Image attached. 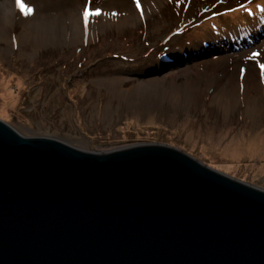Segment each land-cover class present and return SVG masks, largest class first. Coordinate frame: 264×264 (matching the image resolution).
<instances>
[{
    "label": "rangeland",
    "instance_id": "374dc122",
    "mask_svg": "<svg viewBox=\"0 0 264 264\" xmlns=\"http://www.w3.org/2000/svg\"><path fill=\"white\" fill-rule=\"evenodd\" d=\"M122 1L123 7L116 0H0V16L13 4L34 19L32 45H40L33 50L24 41L15 48L0 40V121L24 138L85 153L167 146L264 190V108L262 114L256 108L264 106V11L256 8H264V0ZM111 2L115 11L106 13ZM79 13L91 22L90 37L81 44L49 39L51 23ZM103 13L110 27H100ZM130 14L136 22L117 24ZM11 31L14 37L20 32ZM231 74L240 85L251 77L238 109L226 86ZM107 77L123 79L124 95L111 97L100 85ZM188 82L198 87L192 104L153 98ZM142 83L150 84L151 96L129 100ZM2 84L15 103L6 104Z\"/></svg>",
    "mask_w": 264,
    "mask_h": 264
},
{
    "label": "water",
    "instance_id": "95a60500",
    "mask_svg": "<svg viewBox=\"0 0 264 264\" xmlns=\"http://www.w3.org/2000/svg\"><path fill=\"white\" fill-rule=\"evenodd\" d=\"M0 264H264V190L167 146L85 153L0 121Z\"/></svg>",
    "mask_w": 264,
    "mask_h": 264
},
{
    "label": "bare ground",
    "instance_id": "6f19581e",
    "mask_svg": "<svg viewBox=\"0 0 264 264\" xmlns=\"http://www.w3.org/2000/svg\"><path fill=\"white\" fill-rule=\"evenodd\" d=\"M117 4H119L120 6L123 7V5H125L124 3L122 4V0H116ZM113 3H116L115 1ZM111 3H108L106 6V10L105 12L107 13V10L110 11H115L111 8ZM126 6L123 8V10H125ZM103 13L100 15V22L101 28H106V27H110L111 25H113V23H110L109 21H107V14ZM23 15L19 14L17 9H15V7L13 6V4L8 5V7H6L3 10L2 15L0 16V40L8 45H10L11 47H17L20 46L24 41V44H27L29 46H32V49L34 50L35 48L38 50V47L40 45H32V41L35 42V40L38 38L37 35H35L30 29H32L34 26L33 24H31V22L34 21V19L31 18H23ZM37 16V12H34L33 17ZM138 19L137 14L133 15L130 14L129 16L124 15L123 18H121V21H118L119 23L117 24H131L133 22H136V20ZM16 20V21H15ZM90 24L91 22L87 20V18L85 17V14H80L77 17L74 16H70L68 19H66V21H62L61 23H58L57 21H55L54 23H51V28L53 29L51 30V35L50 38L53 42L57 41V43L60 44H65L69 41H73V42H81L83 41V39L85 37H90L88 34L89 30H90ZM44 26V25H43ZM14 28H19L20 32L18 35H16L15 37L12 35V31ZM47 28V27H46ZM91 39V38H90ZM44 42H47L46 40H42ZM1 67V66H0ZM224 75L226 74L225 72H223ZM234 73V72H233ZM258 75V74H257ZM254 76V80H255V75ZM226 86H228L229 89H231V94L233 96H237V100L235 101L236 103H234V108L238 109V102H239V98L241 95V99H243V101L245 100L243 98L247 96V91H245L244 89L247 88V81L250 80L251 77H249L248 75L245 77L243 84L240 85L237 82V77L233 74L231 75H226ZM111 77H107L104 78L102 81L103 87H107L106 89H108L111 93V97H113L115 99V97H117V94H121L124 95V91H122L123 88V79L120 78H116L114 81L110 80ZM105 81V83H104ZM206 81L208 82V80L206 79ZM257 84H254L255 88L261 92V87L258 85L259 81L257 79ZM152 84V83H151ZM114 85V86H113ZM150 84H138V87L136 88L135 92H133L131 94V96L128 98L129 100L131 98H136V99H143L151 96V92L150 90H148L146 88V86H148ZM172 87H170V91L168 92V95L165 96V94H160V95H153L154 100H166L168 99V101H170L172 103V105L175 106H187L188 104H192V100H195L196 102V95L198 92V87L196 86V84H191V83H186L183 87L181 86H176V84H172ZM207 87V86H206ZM241 88H243V92L241 90ZM2 97L5 101H8V103L6 102V104L11 105L13 103H15L16 98L11 94L10 91H8L7 86L5 84H2ZM208 93V90H207ZM243 93V94H242ZM263 97V95H261ZM260 96V97H261ZM138 97V98H137ZM141 100V101H143ZM263 102V99L260 98V103ZM5 104V105H6ZM224 105L223 108L227 107V104H222ZM258 110L261 112L260 114H262V110L264 106L259 105ZM229 109V107H228ZM253 112L254 117H257V111L253 108V110L251 111V113ZM255 123V122H254ZM62 144V143H61ZM65 144V143H64ZM65 146L69 147L68 145L65 144Z\"/></svg>",
    "mask_w": 264,
    "mask_h": 264
}]
</instances>
